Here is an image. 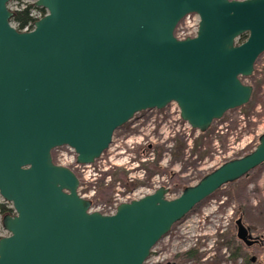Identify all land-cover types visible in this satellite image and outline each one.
<instances>
[{
  "label": "water",
  "instance_id": "obj_1",
  "mask_svg": "<svg viewBox=\"0 0 264 264\" xmlns=\"http://www.w3.org/2000/svg\"><path fill=\"white\" fill-rule=\"evenodd\" d=\"M10 1L0 0V197L14 215L1 219L0 264H145L175 223L264 164L263 133L178 197L159 187L103 215L51 157L68 147L91 165L135 114L171 103L200 133L246 105L264 0H36L46 15L29 32L11 26ZM191 14L196 35L177 39ZM235 226L249 245L241 219Z\"/></svg>",
  "mask_w": 264,
  "mask_h": 264
},
{
  "label": "rangeland",
  "instance_id": "obj_2",
  "mask_svg": "<svg viewBox=\"0 0 264 264\" xmlns=\"http://www.w3.org/2000/svg\"><path fill=\"white\" fill-rule=\"evenodd\" d=\"M33 3L14 0L8 8L15 12ZM192 18L179 24L176 36L194 31L190 26L197 18ZM242 82L253 88L249 102L226 112L204 133L183 122L174 103L139 112L117 129L109 148L91 167L73 168L80 181L78 192L92 200L91 210L107 214L115 204L139 199L158 187L167 188V198L174 199L183 187L194 186L224 162L252 152L264 133V53ZM51 155L57 165H73L67 147ZM240 215L254 235L264 236V166L198 204L153 247L145 264H264V241L247 248L235 237Z\"/></svg>",
  "mask_w": 264,
  "mask_h": 264
},
{
  "label": "trees",
  "instance_id": "obj_3",
  "mask_svg": "<svg viewBox=\"0 0 264 264\" xmlns=\"http://www.w3.org/2000/svg\"><path fill=\"white\" fill-rule=\"evenodd\" d=\"M32 11L41 12L42 15L45 14V11L43 9L35 8L32 5H28L22 10L15 11L13 17L11 18V22L17 25V28L19 30H23L27 26H31L33 24V19L31 17ZM246 38L247 36L244 34L240 37V41H244L246 40ZM184 188L185 187H183L182 189ZM8 213H10V211L6 208V206L0 205V216L1 217L5 216ZM0 235H1V230H0Z\"/></svg>",
  "mask_w": 264,
  "mask_h": 264
},
{
  "label": "flooded vegetation",
  "instance_id": "obj_4",
  "mask_svg": "<svg viewBox=\"0 0 264 264\" xmlns=\"http://www.w3.org/2000/svg\"><path fill=\"white\" fill-rule=\"evenodd\" d=\"M261 166H264V164L261 165ZM261 166H260V167H261ZM258 168H259V167H258ZM254 170H255V169H254ZM254 170H253V171H254ZM251 172H252V171H251ZM251 172H250V173H251ZM250 173H249L248 175L244 176L243 178H247V177H249ZM237 219H241L242 224H243V226H244L245 229H246V236H245V238H246L247 241L250 242V244L247 245V244L245 243V240H241V239H238V238H237V230H236V226H235V230H236V235H235V237H236V239H237L240 243H242L244 246H246L247 248H251V247H254V246L261 245V244L263 243V241H264V236L254 235V233L251 231V229L245 224V221L243 220L242 215L238 216ZM237 219H236V220H237ZM236 220H235V221H236ZM251 261L253 262V261H254V258H252Z\"/></svg>",
  "mask_w": 264,
  "mask_h": 264
},
{
  "label": "built area",
  "instance_id": "obj_5",
  "mask_svg": "<svg viewBox=\"0 0 264 264\" xmlns=\"http://www.w3.org/2000/svg\"><path fill=\"white\" fill-rule=\"evenodd\" d=\"M31 16H32L34 19L40 17V15H39V14H36V12H33ZM192 17H193L192 15L187 16V17L184 19V21H189L190 18L193 19ZM195 17H196V16H195ZM196 18H197V17H196ZM197 22H198V19H196V23H195V24H193V25L190 26L191 28H194V31H193V32H188V34L185 35V36H181V35H180V36H177V37L181 39V38H185V37H187V36H191L192 34H195V32H196V28H197ZM28 27H29V26H27L26 28H24L23 31H27V30H28ZM72 164H73L72 166H73L74 169H80V168H82V166L74 165V158H73ZM88 167H90V166H87L86 168H88ZM116 206H117V204H115L113 208H110L109 211H108L107 213H108V214H112V213L114 212Z\"/></svg>",
  "mask_w": 264,
  "mask_h": 264
}]
</instances>
